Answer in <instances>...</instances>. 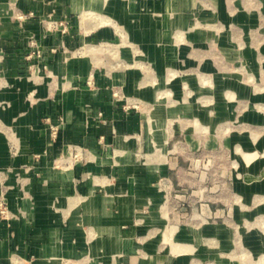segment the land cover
I'll use <instances>...</instances> for the list:
<instances>
[{
    "label": "crops",
    "instance_id": "0c3cea01",
    "mask_svg": "<svg viewBox=\"0 0 264 264\" xmlns=\"http://www.w3.org/2000/svg\"><path fill=\"white\" fill-rule=\"evenodd\" d=\"M104 2L129 5L0 0V198L13 214L0 217V264L15 252L26 264L161 263L140 252L156 250V239L139 235L165 217L158 184L168 165L153 137L162 145L168 135L150 127V118L164 119L125 107L115 92L121 85L149 99L153 88L139 70L104 71L87 54H71L110 35L103 23H81L80 11ZM33 42L42 57L29 56Z\"/></svg>",
    "mask_w": 264,
    "mask_h": 264
},
{
    "label": "rangeland",
    "instance_id": "374dc122",
    "mask_svg": "<svg viewBox=\"0 0 264 264\" xmlns=\"http://www.w3.org/2000/svg\"><path fill=\"white\" fill-rule=\"evenodd\" d=\"M124 1L123 10L104 2L80 11L86 30L91 19L110 35L71 54L104 71H141L151 98L115 92L125 107L163 116L150 127L168 135L162 145L153 137L168 165L158 184L165 217L139 235L156 250L140 252L160 264H264V0ZM143 32L148 40L136 39ZM31 53L43 50L34 42ZM11 215L3 196L0 217Z\"/></svg>",
    "mask_w": 264,
    "mask_h": 264
},
{
    "label": "built area",
    "instance_id": "2783aa9c",
    "mask_svg": "<svg viewBox=\"0 0 264 264\" xmlns=\"http://www.w3.org/2000/svg\"><path fill=\"white\" fill-rule=\"evenodd\" d=\"M22 17V15H21ZM34 45V42L32 43ZM32 53L29 54V56H31ZM52 133H53V136L57 134V126L56 125H53L52 124Z\"/></svg>",
    "mask_w": 264,
    "mask_h": 264
}]
</instances>
